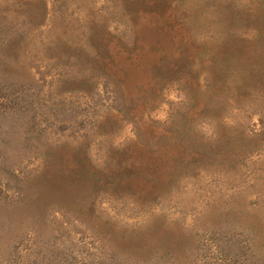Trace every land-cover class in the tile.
<instances>
[{"label": "rangeland", "instance_id": "rangeland-1", "mask_svg": "<svg viewBox=\"0 0 264 264\" xmlns=\"http://www.w3.org/2000/svg\"><path fill=\"white\" fill-rule=\"evenodd\" d=\"M0 264H264V0H0Z\"/></svg>", "mask_w": 264, "mask_h": 264}]
</instances>
